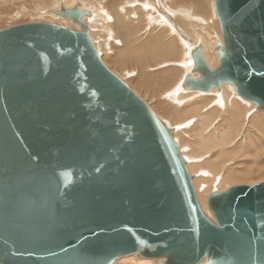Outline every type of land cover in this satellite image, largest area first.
Masks as SVG:
<instances>
[{
	"label": "water",
	"instance_id": "95a60500",
	"mask_svg": "<svg viewBox=\"0 0 264 264\" xmlns=\"http://www.w3.org/2000/svg\"><path fill=\"white\" fill-rule=\"evenodd\" d=\"M216 67L202 46L183 91L233 88L264 115V0H213ZM75 0L47 9L77 27L0 30V264H264V179L206 196L171 132L100 62Z\"/></svg>",
	"mask_w": 264,
	"mask_h": 264
},
{
	"label": "bare ground",
	"instance_id": "6f19581e",
	"mask_svg": "<svg viewBox=\"0 0 264 264\" xmlns=\"http://www.w3.org/2000/svg\"><path fill=\"white\" fill-rule=\"evenodd\" d=\"M63 1L58 4L75 0ZM77 1L91 14L83 22L103 66L129 89L131 84L138 90L140 86L156 99L161 111L159 118L172 134L204 214L208 194L239 185L235 183L236 178L259 173L264 168V115L254 109L252 103L240 99L232 87L225 84H221L219 91L180 89L184 76L192 67L189 50L196 44L202 46L208 66L216 67L213 48L221 35L213 0ZM105 2L104 11L102 4ZM28 7L18 5L2 14L1 20L32 17L34 13L42 15L44 22L55 20L45 11L48 8ZM106 29L111 33H106ZM110 38L112 43H109ZM135 70H138L137 75L127 79ZM149 96L146 98L150 99ZM190 121L195 125L191 131L192 141L178 129L189 126ZM126 259L133 264L150 262L139 261L136 257H124L120 261Z\"/></svg>",
	"mask_w": 264,
	"mask_h": 264
},
{
	"label": "rangeland",
	"instance_id": "374dc122",
	"mask_svg": "<svg viewBox=\"0 0 264 264\" xmlns=\"http://www.w3.org/2000/svg\"><path fill=\"white\" fill-rule=\"evenodd\" d=\"M5 0H2L1 2V8H0V30L1 29H4V28H6V27H9V26H14V25H18V24H23V23H28V22H37V21H41V22H44V21H42L41 19H42V15H39V14H36V13H34V14H31V15H34V16H32V17H19V18H13V19H8V20H6L5 18H3L2 20H1V17H2V14H4L5 12L6 13H8V12H10V11H12V10H14V8L16 7V6H18V5H23V6H29L30 5V7H28V9L30 8V9H37V10H39V9H43V8H48V9H54V8H57V5H58V2H60V0H50V2H49V0H8L7 2H5V3H3ZM40 1V2H39ZM109 0H107L106 2H108ZM43 2H44V4H43ZM63 2H66V0L65 1H63ZM106 2H105V4L103 5L102 4V6H103V8L102 9H104V11H105V8H104V6L106 5ZM37 3V4H36ZM39 3H41V4H39ZM68 2H66V3H63L64 4V6L65 7H70L74 2L72 1V2H69L68 4H67ZM28 4V5H27ZM31 4H32V6H31ZM47 4V5H46ZM56 5V6H55ZM39 8H38V7ZM41 6H43L42 8H40ZM8 9V10H7ZM10 9V10H9ZM80 9H83V10H86V8L84 9V7H82V8H80ZM2 10V11H1ZM8 11V12H7ZM52 17H54V16H52ZM5 19V20H4ZM54 19L55 20H53V22H49V23H53V24H57V25H59V26H62V27H67V28H73V30H77V27L76 26H74V25H72L70 22H68V21H64V20H61V19H59L58 17H54ZM58 19V20H57ZM83 19H86V17H84ZM1 21H3V22H1ZM57 21V22H56ZM58 21H60V22H58ZM55 22V23H54ZM65 23H67V25L65 24ZM68 24H70V25H68ZM107 30V32L106 33H108V30H110V29H106ZM109 33H111V31L109 32ZM108 33V34H109ZM108 40V39H107ZM112 38H110V40H109V43H112ZM117 45V44H116ZM214 54V53H213ZM214 56L215 57H217L216 56V54H214ZM101 60V59H100ZM102 62V61H101ZM103 63V62H102ZM105 66V65H104ZM110 67H112V65H109ZM106 67V66H105ZM107 68V67H106ZM108 69V68H107ZM109 70V69H108ZM110 72H111V70H109ZM128 72V71H127ZM137 72H138V70H135L133 73H132V76H128V75H125V76H128V78L127 79H131V78H134L136 75H137ZM115 75V74H114ZM130 75V74H129ZM133 84H131V85H129L131 88H130V90L132 91V92H136V93H138V94H136L135 92V94L139 97V98H141L142 100H144V102L150 107V109L154 112V114L157 116V118L160 120V118H159V116L161 115L160 113H161V111L157 108V101H156V99L154 98V97H150L151 96V94L149 93V92H147L146 93V89L145 88H140V86H139V90L141 91V90H143V91H139L138 90V87H136V86H132ZM134 89H133V88ZM129 88V87H128ZM134 91H133V90ZM145 89V90H144ZM233 89V88H232ZM212 90H215V89H212ZM143 92L144 93H146L145 95L146 96H149L150 97V99L147 97L146 98V96L143 94ZM143 94V95H142ZM254 106V105H253ZM153 108V109H152ZM254 109H255V106H254ZM160 112V113H159ZM184 120H185V118L184 119H182V122H184ZM161 121V120H160ZM175 127H179V125H174ZM193 126L195 127V125H194V122L192 123V121H190V123H189V126H182V127H180V128H178V129H180V131L182 130V131H184L185 132V134H186V137L188 138V140H190V141H192L193 139H192V134H191V131H192V129H193ZM173 129L175 128V127H173V126H171ZM175 131H178V130H175ZM262 162H264V159H263V161ZM263 174V175H262ZM264 177V168L259 172V173H255V174H253V175H249V176H245V177H238V178H236L235 179V183H238L239 185L240 184H244V185H246V184H252V183H255L256 181H259L260 179H262ZM205 207H206V205H205ZM206 214L208 215V213H207V211H206ZM130 257H136V256H128V257H126V258H130ZM139 261H150L151 263H152V260H149V259H141V258H138V257H136ZM127 260V261H126ZM126 260H122V261H120V259H119V261H117V262H115V264H117V263H119V264H123V263H125V264H133L132 262H129L130 260H128V259H126ZM150 262L148 263V264H150ZM139 264H143L142 262H138Z\"/></svg>",
	"mask_w": 264,
	"mask_h": 264
},
{
	"label": "snow or ice",
	"instance_id": "6c2138e0",
	"mask_svg": "<svg viewBox=\"0 0 264 264\" xmlns=\"http://www.w3.org/2000/svg\"><path fill=\"white\" fill-rule=\"evenodd\" d=\"M249 75H261L264 76V72H258L254 68L250 71Z\"/></svg>",
	"mask_w": 264,
	"mask_h": 264
}]
</instances>
